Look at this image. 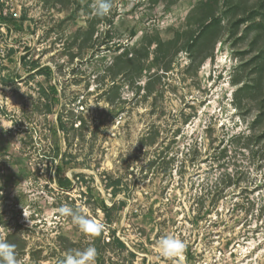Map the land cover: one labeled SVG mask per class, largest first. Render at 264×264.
<instances>
[{
    "label": "rangeland",
    "instance_id": "1",
    "mask_svg": "<svg viewBox=\"0 0 264 264\" xmlns=\"http://www.w3.org/2000/svg\"><path fill=\"white\" fill-rule=\"evenodd\" d=\"M202 1L112 0L90 37L96 0H0L20 24L0 20V238L24 244L18 264L89 245L95 264H264V10ZM212 13L215 42L181 49ZM63 204L105 225L97 245Z\"/></svg>",
    "mask_w": 264,
    "mask_h": 264
},
{
    "label": "clouds",
    "instance_id": "2",
    "mask_svg": "<svg viewBox=\"0 0 264 264\" xmlns=\"http://www.w3.org/2000/svg\"><path fill=\"white\" fill-rule=\"evenodd\" d=\"M112 9V0H96L95 13L97 16H106ZM59 214L71 217L74 225L86 234L99 235L103 232L105 225L85 215L82 211L74 210L68 204H63L58 209ZM160 254L165 257L180 256L185 250L182 240L173 235H163L157 242ZM16 246L7 240L0 238V264H18ZM97 249L94 245L80 250H69L60 264H95Z\"/></svg>",
    "mask_w": 264,
    "mask_h": 264
},
{
    "label": "trees",
    "instance_id": "3",
    "mask_svg": "<svg viewBox=\"0 0 264 264\" xmlns=\"http://www.w3.org/2000/svg\"><path fill=\"white\" fill-rule=\"evenodd\" d=\"M212 1L213 0H204L200 4L202 6L203 5H209V3L211 4ZM230 1L231 0H223V4H225V6H227ZM216 2H217V0H216ZM259 5H260L261 10H264V0H261L259 2ZM263 18H264V15H263ZM0 20L6 22L7 26L9 24H11L12 26H15L16 28H20V24L15 19V17L12 16V15H9L8 17L7 16H4L3 17L2 15H0ZM101 20H103V17L96 15L93 18V23L91 24L89 30L86 31L88 33L86 35H88V36L91 37L92 32H93L94 24L96 22L101 21ZM240 20L245 21L246 19H245V17H242ZM219 23H220V19L217 18L214 13L209 14V15L203 17L202 20L200 21V25H199L200 28H199V30L198 31L196 30V31H194V32H192V33H190L188 35V37L186 39V42L182 45L181 49H185L186 51L192 52L193 49L201 48L205 44V41H207V38L208 37H209V39L210 38H213V43H214L215 42V39L214 38H217ZM258 26L260 28H264V23H261L260 22V23H258ZM87 40L88 39L86 38V39H84L82 41L81 47H84L85 46L84 44H86V41ZM203 52H205V54L202 56V58H205V57L209 56V54H210L209 51L206 52V49H204ZM134 60H136V58H134V57H131L129 59L130 62L131 61H134ZM35 65L36 64L33 63V66H35ZM261 70H262V72H264V66H262V69ZM52 73H53V71H52V69L50 67H46L45 68V74L46 75L51 76ZM239 80L240 79L238 78V79H236L235 82H239ZM245 88H247V87H243L242 86V88L240 89V91L244 90ZM51 90L56 91L55 87H53V86L51 87ZM241 101H242V99H239L237 97L235 104L237 106L241 107ZM46 106H47V110H50V107H51L50 103H48ZM79 123H80V126H84L85 121L80 117L79 118ZM58 124H59V127L60 128L66 130V126H65V124H64V122L62 121L61 118H59ZM121 182L122 181H121L120 178L111 179V177H110V181L107 184V186H109V187L112 188L111 191H112V195L113 196L116 195V193L118 191V188L121 185ZM71 183L72 182H71V180L69 178H65L64 180H59V185H60L61 188H67V187H69L71 185ZM114 206L115 205H113L111 207H108V206L105 205L103 207L104 210H105L106 216H107V218H108L109 221H110V219H109V216L110 215L109 214L113 210V207ZM123 207H124V203H120V208H123ZM102 234H103V232L101 234H99V235H90L91 236V239H92V242L95 245H97L103 239V237H102L103 235ZM13 235H14V232L7 234L5 240H7L9 243L14 244L16 246L15 251H19V250H21L23 248V245L24 244H21L20 242H19L20 245L16 244L15 243L16 241L14 242V240L12 239L13 238ZM111 236H112L111 243L115 244L119 248H123L125 246L124 243L118 237H115L114 233H112ZM62 260L61 259L60 260L58 259L57 262H55V264H60V262Z\"/></svg>",
    "mask_w": 264,
    "mask_h": 264
}]
</instances>
